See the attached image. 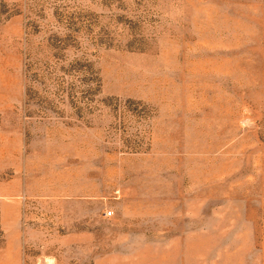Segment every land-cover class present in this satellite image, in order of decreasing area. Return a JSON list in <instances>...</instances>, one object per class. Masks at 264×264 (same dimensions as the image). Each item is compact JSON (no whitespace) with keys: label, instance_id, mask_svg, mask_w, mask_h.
Returning a JSON list of instances; mask_svg holds the SVG:
<instances>
[{"label":"rangeland","instance_id":"rangeland-1","mask_svg":"<svg viewBox=\"0 0 264 264\" xmlns=\"http://www.w3.org/2000/svg\"><path fill=\"white\" fill-rule=\"evenodd\" d=\"M0 264H264V0H0Z\"/></svg>","mask_w":264,"mask_h":264},{"label":"built area","instance_id":"built-area-1","mask_svg":"<svg viewBox=\"0 0 264 264\" xmlns=\"http://www.w3.org/2000/svg\"><path fill=\"white\" fill-rule=\"evenodd\" d=\"M110 214H111V212H110V211L106 212V215H108V216H109Z\"/></svg>","mask_w":264,"mask_h":264}]
</instances>
